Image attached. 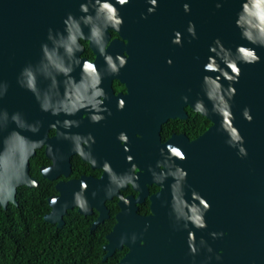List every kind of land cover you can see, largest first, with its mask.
I'll list each match as a JSON object with an SVG mask.
<instances>
[{
  "label": "water",
  "instance_id": "obj_1",
  "mask_svg": "<svg viewBox=\"0 0 264 264\" xmlns=\"http://www.w3.org/2000/svg\"><path fill=\"white\" fill-rule=\"evenodd\" d=\"M55 1L58 27L67 20L92 44L113 29L165 46L169 94L175 88L212 122L192 144L168 143L152 214L140 215L132 197L119 201L104 259L127 246L119 264H264V0H160L162 13L150 0ZM3 142L0 129V173ZM23 172L9 189L0 176L2 207L16 203L19 186H35L28 156ZM68 192L45 217L57 227L78 206Z\"/></svg>",
  "mask_w": 264,
  "mask_h": 264
},
{
  "label": "flooded vegetation",
  "instance_id": "obj_2",
  "mask_svg": "<svg viewBox=\"0 0 264 264\" xmlns=\"http://www.w3.org/2000/svg\"><path fill=\"white\" fill-rule=\"evenodd\" d=\"M150 1L162 13L160 0ZM58 8L55 0H0V176L13 187L28 156L35 186L16 188L7 207L19 206L22 188H35L46 196L45 219L68 189L78 206L65 216L82 205L92 228L112 222L107 239L120 200L132 197L140 215L152 214L168 143L192 144L212 122L175 88L169 94L165 46L113 29L92 44L67 20L58 27Z\"/></svg>",
  "mask_w": 264,
  "mask_h": 264
},
{
  "label": "trees",
  "instance_id": "obj_3",
  "mask_svg": "<svg viewBox=\"0 0 264 264\" xmlns=\"http://www.w3.org/2000/svg\"><path fill=\"white\" fill-rule=\"evenodd\" d=\"M49 213L46 196L22 188L19 206H0V264H119L129 248L117 249L104 259L106 233L111 229L70 211L64 225L44 219Z\"/></svg>",
  "mask_w": 264,
  "mask_h": 264
}]
</instances>
